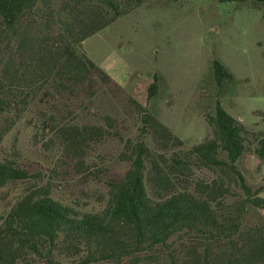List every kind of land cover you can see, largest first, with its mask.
<instances>
[{"label": "trees", "instance_id": "1", "mask_svg": "<svg viewBox=\"0 0 264 264\" xmlns=\"http://www.w3.org/2000/svg\"><path fill=\"white\" fill-rule=\"evenodd\" d=\"M146 1L0 0V117L36 104L42 129L77 168L85 170L87 153L107 139L122 142L121 160L128 164L124 176L109 184L106 207L83 212L55 200L30 166L0 160V189L37 182L0 219V264H62L59 257L79 259L74 264H264V222L245 224L240 208L225 204L234 184L245 201L264 210V199L238 169L246 155L264 161L263 133L247 130L219 101L205 117L208 138L188 149L133 101L132 111L142 123L135 139L124 138L111 116H103L99 125L77 121L78 100L91 101L98 80L112 84L79 47ZM216 1L264 6V0ZM212 71L218 88L235 81L218 59ZM158 81L156 74L148 87L150 99L158 94ZM194 168L218 171L221 177L197 188L175 183ZM184 235L208 243L183 254L154 253Z\"/></svg>", "mask_w": 264, "mask_h": 264}, {"label": "rangeland", "instance_id": "2", "mask_svg": "<svg viewBox=\"0 0 264 264\" xmlns=\"http://www.w3.org/2000/svg\"><path fill=\"white\" fill-rule=\"evenodd\" d=\"M86 55L107 73L112 84L97 81L96 95L75 105L78 123L99 125L103 116L118 121L124 138L141 136L142 123L132 101L142 105L191 148L208 138L205 117L217 101L251 132L264 134V6L251 3L220 4L216 0H147L81 44ZM222 61L235 81L218 88L212 61ZM158 75V94L148 97V87ZM38 105L26 112L10 111L0 117V160L30 166L40 174L39 185H49L52 197L80 211L99 212L109 198V184L121 179L128 164L121 160L124 145L107 139L84 158L85 170L74 165L38 121ZM145 140H148L145 138ZM238 169L253 191L264 199V161L246 155ZM81 170V171H80ZM221 173L194 168L175 183L197 188L219 181ZM36 181L9 184L0 189V219L35 186ZM181 183V184H180ZM225 204L238 206L245 224L264 222V210L245 201L234 184ZM204 240L184 235L168 241L154 253H185L203 249ZM74 264L79 259H63ZM125 260L122 264H133ZM112 264V263H100Z\"/></svg>", "mask_w": 264, "mask_h": 264}]
</instances>
